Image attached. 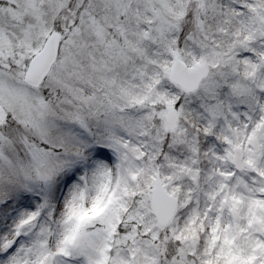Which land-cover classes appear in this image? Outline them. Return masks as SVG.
<instances>
[{
    "label": "snow or ice",
    "instance_id": "snow-or-ice-1",
    "mask_svg": "<svg viewBox=\"0 0 264 264\" xmlns=\"http://www.w3.org/2000/svg\"><path fill=\"white\" fill-rule=\"evenodd\" d=\"M0 264H264V0H0Z\"/></svg>",
    "mask_w": 264,
    "mask_h": 264
}]
</instances>
